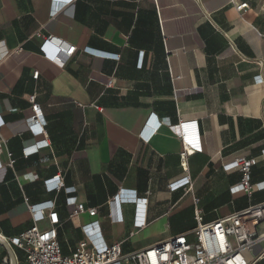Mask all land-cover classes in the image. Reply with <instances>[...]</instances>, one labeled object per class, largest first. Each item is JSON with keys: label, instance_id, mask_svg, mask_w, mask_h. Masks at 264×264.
<instances>
[{"label": "crops", "instance_id": "1", "mask_svg": "<svg viewBox=\"0 0 264 264\" xmlns=\"http://www.w3.org/2000/svg\"><path fill=\"white\" fill-rule=\"evenodd\" d=\"M42 35L76 49L59 64L42 53ZM32 93L46 122L38 135L28 127ZM0 120L6 239L32 225L30 206L54 200L63 254L93 219L122 253L180 233L191 240L194 198L206 222L264 200V0H0ZM180 121L196 122L201 145L183 159ZM241 157L256 159L250 183L263 189H232L242 171L228 164ZM55 175L59 191L44 184ZM184 176L190 190L169 189ZM120 189L147 197L140 229L134 204L110 205ZM69 197L95 216L73 215ZM263 250L264 241L248 261ZM0 264H24L23 251L0 242Z\"/></svg>", "mask_w": 264, "mask_h": 264}, {"label": "built area", "instance_id": "2", "mask_svg": "<svg viewBox=\"0 0 264 264\" xmlns=\"http://www.w3.org/2000/svg\"><path fill=\"white\" fill-rule=\"evenodd\" d=\"M245 6L246 3H242L237 6V9L240 10ZM42 37L44 40L40 47L42 53L59 64H62L65 57L71 56L76 49L75 46L52 35H42ZM50 45L57 47L55 52L49 51ZM19 50L21 48H18ZM86 52L103 58L118 57L116 54L96 49H86ZM33 77H38V71L33 73ZM27 99L32 111L29 129L35 135L45 133L46 122L36 102V94H29ZM150 123H153L155 130L160 126L161 121L156 117H151ZM196 125V122H179V137L183 146L180 153L181 159L189 152L201 148ZM0 126H2L1 120ZM45 142L39 141L38 146L46 144ZM255 164V158L243 157L236 158L228 164L242 171L239 183L232 187L234 191H250L252 187L257 190L263 189V182L250 183V171ZM189 183V177L184 176L171 182L169 189L173 191ZM44 184L49 189L57 191L63 187L60 175L46 179ZM190 189L189 184L187 190ZM63 190L65 193H72L74 187H65ZM68 200L69 203L75 205L73 215L86 211L90 216H95V208L86 209L82 203L76 201L75 197H69ZM197 201L198 199L194 198L196 225L190 231L191 240L187 238L186 233H180L143 249L122 253L118 242L107 244L102 239L99 222L93 219L83 226L84 238L77 243L73 251L63 254L57 237L59 218L53 200L42 203V208L36 213L34 207L30 206L33 213L32 225L10 239L0 234V242L6 243L9 240L11 244L21 249L24 253V264H255L259 258H264V250L252 261H248L244 256L245 252H250L256 244L264 241V230H259L261 223L264 222V200L207 222L203 221L202 211ZM121 203L134 204L133 227L135 229H140L145 225L147 197L137 195L135 190L120 189L117 195L110 200V205L116 206ZM119 218L114 214L111 220L117 221ZM42 220L48 222L46 227L39 226Z\"/></svg>", "mask_w": 264, "mask_h": 264}, {"label": "rangeland", "instance_id": "3", "mask_svg": "<svg viewBox=\"0 0 264 264\" xmlns=\"http://www.w3.org/2000/svg\"><path fill=\"white\" fill-rule=\"evenodd\" d=\"M261 225H262V226L259 227L260 231L264 230V222H262ZM255 249H256V248H255ZM247 253H248V252H245V253H244V256H245L246 259L249 260V258H248V254H247ZM253 253L255 254L256 252H253ZM257 264H264V260H260V261H258Z\"/></svg>", "mask_w": 264, "mask_h": 264}]
</instances>
